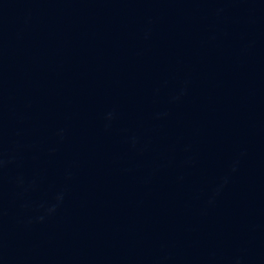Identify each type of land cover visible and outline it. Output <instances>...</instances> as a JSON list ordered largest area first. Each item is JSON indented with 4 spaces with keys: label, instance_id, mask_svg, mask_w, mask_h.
Returning <instances> with one entry per match:
<instances>
[{
    "label": "water",
    "instance_id": "1",
    "mask_svg": "<svg viewBox=\"0 0 264 264\" xmlns=\"http://www.w3.org/2000/svg\"><path fill=\"white\" fill-rule=\"evenodd\" d=\"M0 264H264V0H0Z\"/></svg>",
    "mask_w": 264,
    "mask_h": 264
}]
</instances>
